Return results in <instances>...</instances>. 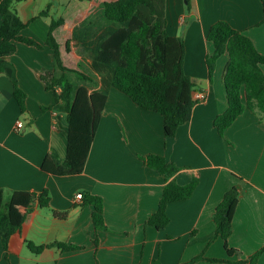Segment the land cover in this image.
I'll list each match as a JSON object with an SVG mask.
<instances>
[{"label":"crops","instance_id":"crops-1","mask_svg":"<svg viewBox=\"0 0 264 264\" xmlns=\"http://www.w3.org/2000/svg\"><path fill=\"white\" fill-rule=\"evenodd\" d=\"M12 11L26 25L20 35L42 48L16 43V51L2 57L10 67L0 74L2 208L6 211L17 191L46 190L49 201L43 208L33 204L26 236L28 243L45 246L41 253L32 254L23 245L17 254L6 256L0 243V264H150L155 258L160 264L187 263L213 238V212L232 187L239 188L240 197L227 244L237 253L228 257L217 238L204 257L245 260L264 245V120L245 110L220 138L213 121L227 106L222 75L228 57L216 61L211 82L205 64L213 51L205 38L217 21L249 37L264 55V0H189L188 5L184 0H165L166 30L183 41V70L204 97L193 107L191 119L170 138L163 134L161 115L135 106L111 88L110 72L93 62L100 42L114 30L98 21L96 3L13 0ZM52 21L60 23L52 34L68 80L89 93L107 95L83 170L61 177L41 170L46 157L61 164L66 146V109L60 90H47L40 79L45 72L59 77L53 52L44 45ZM260 68L264 72V66ZM13 81L26 95L24 110L14 97ZM18 121L21 129L15 128ZM148 155L162 156L180 168L170 179L176 184L198 181L188 200L167 206L168 223L160 229L145 224L166 184L139 159ZM76 194L102 200L106 230L96 231L92 206L76 201ZM57 243L80 249L50 247ZM256 264H264V255Z\"/></svg>","mask_w":264,"mask_h":264},{"label":"trees","instance_id":"trees-1","mask_svg":"<svg viewBox=\"0 0 264 264\" xmlns=\"http://www.w3.org/2000/svg\"><path fill=\"white\" fill-rule=\"evenodd\" d=\"M94 2L100 11L104 23L114 27L105 37L94 55L93 62L111 68L109 86L123 93L135 106L158 113L163 118V134L173 137L177 128L191 119L193 107L200 101L195 99V84L183 70L185 46L177 36H171L166 30L165 0H80ZM188 5L189 0H184ZM13 0H0V74L10 67L2 57L16 51V43H23L41 49L33 39L23 37L20 32L26 27L12 11ZM264 23V18H262ZM60 25L52 21L44 45L53 52V60L59 77L54 72H45L41 80L47 90L59 89V99L66 109L64 160L54 164L48 157L43 160L41 170L52 176H70L79 174L85 165L89 147H91L96 126L107 100L106 93H89L85 87H75L67 78L68 71L61 63L60 48L53 31ZM206 41L213 47L206 56L205 64L210 82L213 79L215 63L227 55L223 69V87L226 99L225 110L213 121L218 136L223 137L225 129L245 111L257 113L264 120V55L255 48L249 37L232 28L225 21L214 22L208 29ZM69 50V44L66 43ZM86 79V78H83ZM14 85V97L21 110L26 95ZM195 91V92H194ZM144 166L162 175L166 184L160 195L156 211L147 218L146 225L156 229L168 223L166 208L168 205L188 200L194 193L197 179L178 185L170 180L180 168L159 155L139 156ZM3 192L0 188V243L8 254H17L25 245L30 253L38 255L45 246H34L26 240L29 225L33 217V204L48 206L46 190L39 194L26 191L13 192L6 211L2 208ZM240 191L232 187L216 206L212 223L214 236L207 241L200 254L187 263L199 261L227 264H256L264 255V245L245 260L208 259L204 252L217 238L222 239L223 248L228 257L236 250L228 246L232 232L234 211ZM82 205L92 206L91 220L96 231L106 230L103 222L102 200L91 194H85ZM62 250H78L79 247L57 243L50 245ZM150 264H160L155 258Z\"/></svg>","mask_w":264,"mask_h":264},{"label":"built area","instance_id":"built-area-1","mask_svg":"<svg viewBox=\"0 0 264 264\" xmlns=\"http://www.w3.org/2000/svg\"><path fill=\"white\" fill-rule=\"evenodd\" d=\"M194 97H195V99H198L199 101L203 100V98H204L203 95L200 94V93H196L194 95ZM21 127H22V123L21 122L18 121V122L15 123V128L16 129H21ZM74 198H75L76 201H81L83 196H82V194H76Z\"/></svg>","mask_w":264,"mask_h":264},{"label":"rangeland","instance_id":"rangeland-1","mask_svg":"<svg viewBox=\"0 0 264 264\" xmlns=\"http://www.w3.org/2000/svg\"><path fill=\"white\" fill-rule=\"evenodd\" d=\"M109 72H111V68L109 67H105ZM111 76V75H110Z\"/></svg>","mask_w":264,"mask_h":264}]
</instances>
